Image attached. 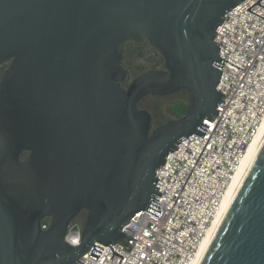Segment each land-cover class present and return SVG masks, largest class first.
<instances>
[{
	"label": "water",
	"instance_id": "1",
	"mask_svg": "<svg viewBox=\"0 0 264 264\" xmlns=\"http://www.w3.org/2000/svg\"><path fill=\"white\" fill-rule=\"evenodd\" d=\"M243 1L0 0V264H82L135 213L157 216V168L217 115L224 61L241 69L215 36ZM129 42L159 68L131 78ZM180 91L185 112L157 125L139 106ZM198 264H264V140Z\"/></svg>",
	"mask_w": 264,
	"mask_h": 264
},
{
	"label": "built area",
	"instance_id": "2",
	"mask_svg": "<svg viewBox=\"0 0 264 264\" xmlns=\"http://www.w3.org/2000/svg\"><path fill=\"white\" fill-rule=\"evenodd\" d=\"M244 0L224 15L216 29L224 61L217 85L224 93L215 118L201 137L179 142L156 170L161 192L158 214L141 210L122 227L121 242L101 245L97 259L84 254L82 264H190L217 215L248 145L264 118V7ZM264 6V0H259ZM46 225L43 224L42 227ZM80 225L72 222L65 240L76 245Z\"/></svg>",
	"mask_w": 264,
	"mask_h": 264
},
{
	"label": "rangeland",
	"instance_id": "3",
	"mask_svg": "<svg viewBox=\"0 0 264 264\" xmlns=\"http://www.w3.org/2000/svg\"><path fill=\"white\" fill-rule=\"evenodd\" d=\"M160 64L161 57L154 50L147 48L145 43H128L125 46L122 65L129 70L131 78L148 69L159 68ZM176 98L181 99L185 97L183 95L177 97L147 96L146 101L158 109L161 122H165L168 119L175 118L169 109ZM185 99L187 100V95Z\"/></svg>",
	"mask_w": 264,
	"mask_h": 264
},
{
	"label": "bare ground",
	"instance_id": "4",
	"mask_svg": "<svg viewBox=\"0 0 264 264\" xmlns=\"http://www.w3.org/2000/svg\"><path fill=\"white\" fill-rule=\"evenodd\" d=\"M264 140V118L261 123V126L259 128L258 133L253 138L251 143L248 145L245 155L243 156L240 165L238 166L229 186L226 189V192L223 196L221 207L215 216V218L212 220L211 224L209 225L202 241L199 244L198 250L192 259L190 264H198L206 247L208 246L210 240L212 239L224 213L226 212L227 208L229 207V204L231 203L244 175L246 174L248 168L250 167L256 153L259 150V147L261 146L262 142Z\"/></svg>",
	"mask_w": 264,
	"mask_h": 264
},
{
	"label": "trees",
	"instance_id": "5",
	"mask_svg": "<svg viewBox=\"0 0 264 264\" xmlns=\"http://www.w3.org/2000/svg\"><path fill=\"white\" fill-rule=\"evenodd\" d=\"M129 43H131V42H129ZM0 67H3V66H0ZM180 95H183L186 98L187 93L184 91H180V92L173 94V95H170V96L177 97ZM185 98H181V99L176 98V100L171 104L169 111L172 113L173 116L178 117L185 112V107H186V99ZM139 106L150 111V113L152 114V117H153L154 125L162 123L160 120V113L157 111L158 109L156 107L152 106L150 103H147L146 97L140 101ZM84 218H85V212H82L72 221V223L75 225L82 226ZM44 224L45 225L48 224V219L44 220Z\"/></svg>",
	"mask_w": 264,
	"mask_h": 264
},
{
	"label": "flooded vegetation",
	"instance_id": "6",
	"mask_svg": "<svg viewBox=\"0 0 264 264\" xmlns=\"http://www.w3.org/2000/svg\"><path fill=\"white\" fill-rule=\"evenodd\" d=\"M8 63H4L3 65H0V66H3V70L0 71V74H2L4 72V70L6 69Z\"/></svg>",
	"mask_w": 264,
	"mask_h": 264
}]
</instances>
